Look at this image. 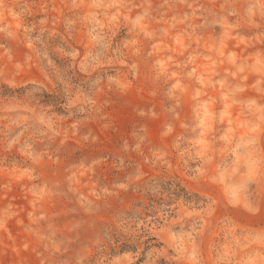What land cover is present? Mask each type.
<instances>
[{
    "label": "rangeland",
    "instance_id": "1",
    "mask_svg": "<svg viewBox=\"0 0 264 264\" xmlns=\"http://www.w3.org/2000/svg\"><path fill=\"white\" fill-rule=\"evenodd\" d=\"M0 264H264V0H0Z\"/></svg>",
    "mask_w": 264,
    "mask_h": 264
}]
</instances>
